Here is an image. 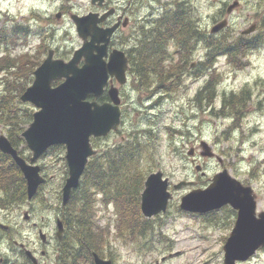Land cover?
Returning a JSON list of instances; mask_svg holds the SVG:
<instances>
[{
	"label": "rangeland",
	"instance_id": "rangeland-1",
	"mask_svg": "<svg viewBox=\"0 0 264 264\" xmlns=\"http://www.w3.org/2000/svg\"><path fill=\"white\" fill-rule=\"evenodd\" d=\"M233 1L235 0H186V9H183L188 16L192 17L194 25L197 23L200 26L201 24L209 29V32L215 21L223 17L228 19L223 34H231L230 37L236 38L242 34V30L249 29L251 24H258L260 16L264 12V0H238V6L235 5L230 9L231 12L227 13L226 7ZM85 2L86 0H74L77 8L83 6ZM56 6L57 2L52 0H0V22L6 19L13 20L12 17L22 18L24 21L33 18L38 28L43 27L44 23L49 22L43 16L44 12L53 14ZM53 20L55 25L59 24L58 30L54 34V44L60 46L61 52L68 57L79 44L77 35L75 31L72 32L68 21L59 23L56 18ZM64 28L69 29L68 35L63 32ZM255 32L256 29L242 35L250 36ZM42 34L46 41L45 32L43 31ZM30 39L33 47L22 52H33L37 54V57L42 56L43 49L40 47V43L37 44L34 37H30ZM14 40V37L11 38L9 43L11 44ZM197 47L195 48L196 52L192 50L189 59V65L192 63L193 67L199 66L205 60L204 46L201 44ZM11 51L15 54L20 51V48L13 47ZM239 53L238 60L241 63L236 67L238 69L234 68L232 71V68L223 67V70L226 71L223 76L235 86L249 83L254 88L255 95L259 93L257 100H252L243 107L242 111L245 112L244 116H241L243 118L239 117L232 123V120L229 119L222 120L215 116L211 117L209 103H203L206 105L198 107L195 93L205 84L209 78V72L199 76L198 73L183 76L179 86L160 93L162 95L160 103L155 105L153 104L156 100L153 98L144 99L146 93L138 90L133 81V95L127 101L128 103L123 105L124 117L120 127L117 131L96 140L94 147L102 149L108 144L118 143L121 136L126 137L133 131L135 133V130L140 132L142 128L150 126L154 137L155 151L154 165L151 171L161 170L171 183L184 180L193 182V184L184 185L179 189L171 188L173 197L166 212L153 217V224L159 225V227L150 235L115 238L112 227L115 219L112 206H97L100 223L111 222L112 238L104 256L108 257L110 253L114 264H223L220 240L225 234V230L221 227L209 226V213H188L179 209L180 197L183 194L195 187H205L212 174L222 167L217 159L203 156L199 159L200 140H204L212 146L222 158L223 165L235 164L241 170V177H245L247 171L251 169L257 172V176L253 180L258 200L257 208L259 210L264 208V91H262L264 89V43L245 53ZM24 59V56L20 57V61ZM220 60L224 62L225 58L221 57ZM13 74L12 72L9 76ZM23 74L26 73H20V77L16 80H11V78L7 80L11 84L8 86L4 79L0 85V94L5 91L9 96H12L13 92H16L13 89L14 81H19V79L26 86L27 81L26 78H23ZM16 98L19 100L18 97ZM17 99L14 102H17ZM259 99H261V103L258 104ZM24 105L33 108L30 104ZM254 107H257V111H254ZM4 125L10 124L0 123V134L9 139L10 133L8 134V129ZM18 125L25 128L28 124L27 122L22 124L19 120ZM15 143L16 147L21 149V154L24 157L30 156L31 153L25 142L22 143L15 139ZM191 147H194L195 155H199L196 163L201 164V172L196 171L194 164L190 162L191 156L187 152ZM61 156H64V149L56 147L52 151L44 153L37 161L48 179L46 186L53 188L55 192L60 189L64 175ZM56 201V199L53 201L54 207H58ZM7 207H4L0 202V208ZM57 212L58 208L55 211L48 209L43 214L42 212L36 213L34 217L39 219V216L44 215V220L47 221ZM0 214L4 213L0 212ZM14 219L19 221L22 228L20 236H29V240L38 245L36 232L29 223L24 222L22 215L15 212ZM54 222L53 218V224ZM0 251L4 256L7 255L11 258H16L19 254L12 245L10 248H4L2 244ZM244 264H264V247L257 250Z\"/></svg>",
	"mask_w": 264,
	"mask_h": 264
},
{
	"label": "flooded vegetation",
	"instance_id": "flooded-vegetation-1",
	"mask_svg": "<svg viewBox=\"0 0 264 264\" xmlns=\"http://www.w3.org/2000/svg\"><path fill=\"white\" fill-rule=\"evenodd\" d=\"M52 1L57 2L56 10L53 14L52 12H44L45 14L43 16L49 22L44 23L43 27L38 28L33 18H28L30 20L27 19V21H24L22 18L12 17L13 20L6 19L0 22V85L4 82V79L6 80V75L8 73L14 72L17 74L16 77L19 78L20 73L25 72L26 76H23V78H26L27 84L25 87H27L33 81L34 70L44 61L50 51L52 53V58L68 61L74 50L79 48L85 41H90L92 35H95L96 38H104L107 40L104 49H102L105 53L103 59L106 63L109 61L111 54L116 55L120 60L122 58L126 60V68L123 76L124 81L121 82L115 75L109 74L102 93L94 98L98 103L111 101L108 89L110 87L116 88L120 98L119 106L122 122L124 117L123 105L127 104V101L130 100L133 95V81L138 90L146 93L144 99L153 98L156 100L153 104L155 105L160 103V98L162 97L160 94L161 92L179 86L183 76H191L198 72L197 66L193 67L192 63L189 65L191 56L188 59L187 66H182L180 64L182 55L180 52L181 49L175 45V42H172V38H166L167 44L164 54H162L160 50H150L147 46L144 47L143 45L144 39L148 38L151 32L156 33L159 31L160 36L162 35V38L165 39V31L163 28L159 27L162 26L167 15L172 13L178 15L177 20L180 19L182 10L186 5V0H86L84 5L78 8L75 7L74 0ZM2 12H4V10H2ZM226 12L230 13L231 11ZM84 16H89L92 22L91 25H88V30L83 31L85 35L83 38L79 36L77 26L72 18ZM53 18H56L59 23L68 21L72 32L75 31L77 35L79 44L72 50L68 57L64 56V53L61 52L62 49L60 46L54 44V34L56 30H58L59 24L55 25V23L52 22L54 21ZM224 19L223 17L215 21L212 26ZM225 20L228 24V19ZM191 21L193 27L199 29L201 33H204L208 38L209 35L217 36L221 33L223 34L226 30V26H224L216 33H210L209 29L203 27V25L200 24V26H198L197 23L194 25L192 17ZM93 28H95L94 31ZM43 31L46 35V41L43 39ZM63 32L68 35L69 29L64 28ZM192 32L189 34L191 35ZM13 37L15 40L10 44L9 41H11ZM30 37H34L37 40V44L40 43V47L43 49L42 56H38L40 57L39 59L36 53L22 52L24 50L28 51L33 47L32 43H30ZM103 44L104 42L101 41L96 45L101 46ZM13 47L20 48V51L14 54L11 51ZM193 52H196L195 48ZM205 52L206 51H204V54H206ZM239 54V52L237 53L234 51L216 52L209 50V115L211 117L215 116L222 120L229 119L234 122L237 118L242 115L244 116L245 112L242 110L246 104L248 105L250 101H255L259 98V93L255 95L253 91L254 88L251 87L249 83H247V85L235 86L223 76L224 72L226 73L223 67L232 68V71L234 68L238 69L236 67L241 63L238 60ZM21 56L25 57L23 61H20ZM147 56L156 58L159 65L145 66L143 64V58ZM221 57L225 58L224 62H221ZM83 63L84 57L82 56L78 65L81 66ZM145 73L149 75L143 77L142 74ZM8 85L9 82H7V86ZM262 91H264V89ZM259 103H261V99L258 100V104ZM254 108V111H257V107ZM123 137L124 136H121V139H123ZM209 146L215 153L212 157H209V159H217L222 165L221 169L215 171L212 176L222 169H226L233 177L237 178L243 186H251L255 195V215H258V212L264 211V208L260 210L257 208L258 200L253 184L257 172L251 169L247 171L245 177H241V170L237 168L235 164L223 165L224 162L220 155L215 152L211 145ZM14 148H16L15 150H17L20 155L21 149L17 147ZM195 159L197 160L198 157ZM190 162H192V160H190ZM0 168L13 170L17 167L9 154L0 151ZM14 173L16 174L17 172L14 171ZM43 175L45 177V182L38 187L36 193L31 198L27 197L26 187H24L25 193H22L23 196H19L22 184H20V177L16 176L10 181L11 184L8 186L10 198L9 200L7 199L4 206L7 207L9 205L10 208H8L9 206L7 208H0V212L4 213L3 215L0 214V222L2 224L0 226V245L3 244L4 248H10L12 245L18 250L19 254L18 257L11 258L7 255L4 256L0 251V264H61V238L57 237V228L55 226L56 219L60 218L59 213L57 212L55 216L53 215V217L47 221L44 220V215H41V217L39 216V219L34 217L36 213L40 214L42 212L43 214V212L48 209L52 211L57 210V208L59 209V207H54L53 204L54 199H59V193L55 192L53 188L46 186L48 179L44 173ZM211 177L209 178V182ZM1 194L2 191L0 190V195ZM15 212L22 215L24 222L29 223L31 228L34 229L38 237V245L32 243L29 240V236H20L22 234V228L19 225V221L14 219ZM208 213L209 226L213 228L221 227L225 230V234L220 240L222 247L235 225L238 209L227 203L219 209L209 210ZM53 218L55 220L54 224ZM26 249L32 253L36 262L26 256Z\"/></svg>",
	"mask_w": 264,
	"mask_h": 264
},
{
	"label": "water",
	"instance_id": "water-1",
	"mask_svg": "<svg viewBox=\"0 0 264 264\" xmlns=\"http://www.w3.org/2000/svg\"><path fill=\"white\" fill-rule=\"evenodd\" d=\"M237 4L238 1H234L227 10L230 11ZM72 20L77 26L79 36L84 38L83 31L88 30L91 18L73 17ZM226 23L224 19L214 24L211 32L218 31ZM254 28L255 25L252 24L243 32H251ZM101 41L104 42L103 45H96ZM106 42V39L92 35V39L77 48L68 61L52 58L50 51L34 70L31 85L20 95L22 102H30L37 108L33 112L32 121L21 133L32 153L30 163L17 154L4 135H0V150L11 155L21 170L26 181L28 198L36 193L38 186L44 181L40 166L33 162L49 147L61 144L65 146L67 165V177L61 188V203L66 204L72 189L78 186L89 158L97 152L90 138L105 136L118 128L121 111L116 88L108 89L111 101L98 103L96 100L88 99L90 95L98 97L102 93L109 74L115 75L121 82L124 81L126 60L125 58L120 60L111 54L106 63L102 50ZM82 56L84 63L79 66L78 62ZM56 80L61 81L52 86V82ZM200 148V155L208 157L212 155L206 141H200ZM188 154H193V148L189 149ZM195 167L197 170L201 168L200 165ZM192 183L184 180L173 184L172 187L178 189ZM169 186V179L163 176L161 170L152 171L147 175L140 193V211L144 217L151 218L167 210L168 201L172 198ZM227 203L238 209V215L222 247L223 262L237 264L236 261L247 260L257 249L264 246V212H260L258 217L255 216V201L249 186L241 185L223 170L216 173L206 187L193 188L182 195L179 208L188 212L206 213ZM56 225V235L60 238L63 231L60 219H57ZM25 254L36 262L28 249L25 250ZM93 263L112 264V260L94 252Z\"/></svg>",
	"mask_w": 264,
	"mask_h": 264
},
{
	"label": "trees",
	"instance_id": "trees-1",
	"mask_svg": "<svg viewBox=\"0 0 264 264\" xmlns=\"http://www.w3.org/2000/svg\"><path fill=\"white\" fill-rule=\"evenodd\" d=\"M177 19L178 15L174 13L167 15L162 26L159 27L164 29L165 39L162 38V35L160 36L159 31L156 33L151 32L148 38L144 39L143 45L150 50H160L164 54L167 44L166 38H172V42H175V45L181 49L180 64L187 66L192 50L198 44H202L206 54H204L205 60L199 66L197 65L198 72L195 74L198 73V76L209 72V50L245 53L264 43V12L260 16L254 34L250 36L241 34L236 38L234 36L230 37L231 34L209 35V38L206 37L199 29L193 27L191 17L187 15L184 9L180 19ZM143 60L145 66L159 65L157 59L152 56H147ZM11 73L6 75V80H10V78L11 80L18 79L17 74L14 72L13 75L9 76ZM148 75L147 73L142 74L143 77ZM22 76H26V74ZM14 82L13 89L16 92H13L12 96H9L5 91L0 94V123L10 124L4 126L8 129V134L10 133L9 140L16 147L15 139L24 142L19 135L23 126L18 125V122L19 120L22 124L30 122L32 109L16 98L25 89L24 82L21 79ZM9 85L11 84L9 83ZM9 88L11 89V86ZM195 97L198 107L206 105L203 103H209V78L196 91ZM9 98H12V100H9ZM16 99L17 102H14ZM96 140L95 138L91 139L94 146H96ZM153 141L151 127L148 126L142 128L140 132L135 130L134 133L133 131L118 143L108 144L102 149H98V152L90 157L79 185L71 191L66 204H59L58 206L64 227L60 241L62 245L60 248L61 264H93L94 252L99 256H104V253H106L107 246L112 238V228L110 227L111 222L102 224L98 220V205L102 207L112 206L113 216L115 217L112 225L115 238L150 235L159 227V225L155 226L153 224V218H145L140 212V193L143 189L144 180L154 165ZM23 147L26 149L24 145ZM56 147L64 149L63 146H54L48 152ZM60 159L64 175H66L67 168L64 157L61 156ZM16 170L17 173L14 174L13 170L0 168V190L2 191L0 202L3 206L6 204L7 197H9L8 186H10V181L14 176L21 179L20 196H23V192L25 193V181L21 172L18 169ZM56 202L60 203V200ZM108 257H111L110 253Z\"/></svg>",
	"mask_w": 264,
	"mask_h": 264
},
{
	"label": "bare ground",
	"instance_id": "bare-ground-1",
	"mask_svg": "<svg viewBox=\"0 0 264 264\" xmlns=\"http://www.w3.org/2000/svg\"><path fill=\"white\" fill-rule=\"evenodd\" d=\"M20 196V195H19ZM5 197H6V195H5ZM14 197V196H13ZM3 198V197H2ZM9 198L10 197H7V199L9 200ZM15 198V197H14ZM12 199V198H11ZM72 205V204H71ZM67 206V205H66ZM69 207H71V206H69ZM65 208V207H64ZM66 210V209H65ZM65 210H64V212H65ZM66 211H68V210H66ZM61 213V212H60ZM66 213H68V212H66ZM67 215V214H66ZM64 216V215H63Z\"/></svg>",
	"mask_w": 264,
	"mask_h": 264
}]
</instances>
